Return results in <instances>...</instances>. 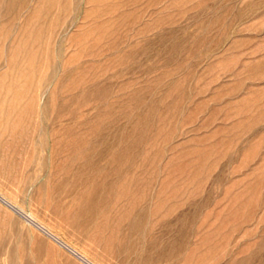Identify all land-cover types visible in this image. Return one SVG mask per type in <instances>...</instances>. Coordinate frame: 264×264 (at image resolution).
<instances>
[{"label": "rangeland", "instance_id": "obj_1", "mask_svg": "<svg viewBox=\"0 0 264 264\" xmlns=\"http://www.w3.org/2000/svg\"><path fill=\"white\" fill-rule=\"evenodd\" d=\"M0 196L92 264H264V0H0ZM0 264H87L0 200Z\"/></svg>", "mask_w": 264, "mask_h": 264}, {"label": "bare ground", "instance_id": "obj_2", "mask_svg": "<svg viewBox=\"0 0 264 264\" xmlns=\"http://www.w3.org/2000/svg\"><path fill=\"white\" fill-rule=\"evenodd\" d=\"M0 200L5 203V205H7L8 207H10L12 210L14 209L18 214H20L22 217H24V219L26 221H28L29 223L33 224L35 227H37L38 229L44 231V233H46L47 235H49L51 238L55 239L56 241H58L63 247H65L66 249H68L72 254L76 255L77 257H79L80 259H82V261L86 262L87 264H92L89 260L85 259L81 254H79L77 251L73 250L72 248H70L69 246L63 244V242H60L59 240H57V238L51 234L48 230H46L44 227H42L39 223H37L31 216L27 215L26 213L22 212L21 210H19L18 208H16L14 205H12L9 201H7L5 198H3L2 196H0Z\"/></svg>", "mask_w": 264, "mask_h": 264}]
</instances>
